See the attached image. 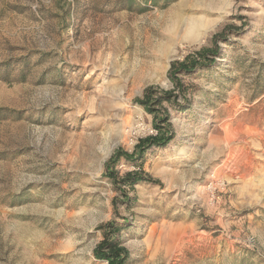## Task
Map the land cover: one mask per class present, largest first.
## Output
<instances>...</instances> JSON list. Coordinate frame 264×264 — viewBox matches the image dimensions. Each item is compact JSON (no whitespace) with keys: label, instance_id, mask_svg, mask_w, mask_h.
<instances>
[{"label":"rangeland","instance_id":"1","mask_svg":"<svg viewBox=\"0 0 264 264\" xmlns=\"http://www.w3.org/2000/svg\"><path fill=\"white\" fill-rule=\"evenodd\" d=\"M201 15L216 24L190 42ZM222 31L214 64L182 76L173 140L144 154L160 182L123 203L106 162L157 133L135 98ZM110 221L126 264H264V0H0V264H109Z\"/></svg>","mask_w":264,"mask_h":264},{"label":"trees","instance_id":"2","mask_svg":"<svg viewBox=\"0 0 264 264\" xmlns=\"http://www.w3.org/2000/svg\"><path fill=\"white\" fill-rule=\"evenodd\" d=\"M225 37L224 31L217 32L212 36L213 44L211 46H201L199 49L187 54L182 60H173L168 70V77L173 83V88L163 89L150 85L145 88L141 96L135 98L137 103L152 114L157 133L142 138L132 153L118 148L106 162V175L116 183L117 188L124 195L123 203L131 201V197L124 187L128 186L133 189L135 184L141 181L160 182L150 177L143 169L144 154L152 147L165 146L173 140L174 135L171 131L170 106L178 110L186 109L184 103L187 99L186 91L188 90V86L185 85L182 76L189 75L197 69H209L216 61L215 55L220 52L221 47L218 44V40L224 39ZM180 97L184 98V102L179 101ZM165 102L169 106L165 105ZM123 159L127 162H137L140 169L138 171H128L120 176L116 167ZM100 228L104 230L105 236L95 248V255L98 258L108 260L109 264H126L128 250L122 245L120 239L115 236L121 229L119 223L110 221L101 225Z\"/></svg>","mask_w":264,"mask_h":264},{"label":"bare ground","instance_id":"3","mask_svg":"<svg viewBox=\"0 0 264 264\" xmlns=\"http://www.w3.org/2000/svg\"><path fill=\"white\" fill-rule=\"evenodd\" d=\"M227 5L228 2L221 5V2L211 1L205 12L207 15H213L215 10H219L222 14L226 12ZM221 16H223V14ZM216 21L217 19L208 18L206 15L193 18L189 22L183 37L188 39L190 42L201 41L207 36L208 32L214 28Z\"/></svg>","mask_w":264,"mask_h":264},{"label":"built area","instance_id":"4","mask_svg":"<svg viewBox=\"0 0 264 264\" xmlns=\"http://www.w3.org/2000/svg\"><path fill=\"white\" fill-rule=\"evenodd\" d=\"M212 186H213V182L210 184V187H212ZM213 196H215V190L213 191Z\"/></svg>","mask_w":264,"mask_h":264}]
</instances>
